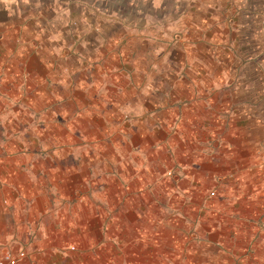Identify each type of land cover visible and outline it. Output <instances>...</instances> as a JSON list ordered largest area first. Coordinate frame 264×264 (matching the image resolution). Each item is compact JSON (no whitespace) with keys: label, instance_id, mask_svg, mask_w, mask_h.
Segmentation results:
<instances>
[{"label":"crops","instance_id":"crops-1","mask_svg":"<svg viewBox=\"0 0 264 264\" xmlns=\"http://www.w3.org/2000/svg\"><path fill=\"white\" fill-rule=\"evenodd\" d=\"M246 2L186 23L152 63L112 27L61 40L0 3V248L16 264H136L108 241L151 219L264 264V0Z\"/></svg>","mask_w":264,"mask_h":264},{"label":"rangeland","instance_id":"rangeland-1","mask_svg":"<svg viewBox=\"0 0 264 264\" xmlns=\"http://www.w3.org/2000/svg\"><path fill=\"white\" fill-rule=\"evenodd\" d=\"M262 2L263 0H249L246 3L258 6ZM0 3L3 17L6 13L12 20L15 18L22 20L34 15L35 22H38L36 24L41 25V28L47 31L53 24V28L58 29L57 39L61 40L63 37L65 40L68 39V30H70L77 36L80 35L79 39L91 40L94 36L100 42L101 32L96 31L97 35L90 27L99 24L112 27L109 30V35L113 37L112 40H122V36L124 38L128 35L135 41L141 39V53L145 52L149 55L147 60L152 63L150 59L164 48V42L174 37L182 40L181 42H187L185 34L188 32L186 27L183 28L186 23L197 21V31H200L205 26H202L201 20H207V16H213V24H215L218 20L217 14L222 16L225 12L232 14L236 4L241 3V0H0ZM37 14H42L41 16L46 21H39ZM247 30L249 34L252 32L250 29ZM158 43L163 46L158 48ZM155 48L158 50L157 53H155ZM154 60H156L157 67L165 64L164 54H159ZM161 222L164 224V220L156 223L151 219L147 227L138 224L135 228H130L120 220L114 228L119 234L127 229L128 234L125 233V238L121 239L118 235H113L114 238L108 243H113V249H117L122 255L138 248L140 250L137 251L138 254L130 256L136 264L139 259H141L140 264H247L259 261V257L250 255L245 248L237 251L232 247H227L221 237L211 241L201 239L195 232L198 224L193 226L194 231L188 230L184 236L182 232L176 234L170 231L164 234L165 225L167 227L169 225L164 224L161 227ZM220 222L213 224L211 233L215 232L216 226L221 225ZM184 242L185 245L190 243L192 249L186 248ZM205 244L214 245L221 252L222 257L212 258L207 251L203 250L202 245ZM150 247L151 250L148 252ZM172 249L175 255L171 254ZM124 257V264H129L126 261L129 256Z\"/></svg>","mask_w":264,"mask_h":264},{"label":"built area","instance_id":"built-area-1","mask_svg":"<svg viewBox=\"0 0 264 264\" xmlns=\"http://www.w3.org/2000/svg\"><path fill=\"white\" fill-rule=\"evenodd\" d=\"M25 256L23 250L13 251L6 248H0V264H16Z\"/></svg>","mask_w":264,"mask_h":264}]
</instances>
